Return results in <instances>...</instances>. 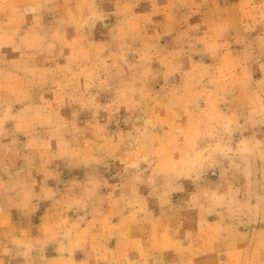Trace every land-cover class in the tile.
Instances as JSON below:
<instances>
[{"label":"clouds","instance_id":"9594fccd","mask_svg":"<svg viewBox=\"0 0 264 264\" xmlns=\"http://www.w3.org/2000/svg\"><path fill=\"white\" fill-rule=\"evenodd\" d=\"M0 264H264V0H0Z\"/></svg>","mask_w":264,"mask_h":264}]
</instances>
